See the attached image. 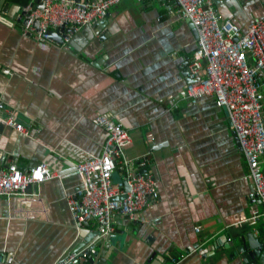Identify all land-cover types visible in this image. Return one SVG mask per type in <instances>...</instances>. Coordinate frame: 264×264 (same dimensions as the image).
I'll return each instance as SVG.
<instances>
[{
    "label": "crops",
    "instance_id": "obj_1",
    "mask_svg": "<svg viewBox=\"0 0 264 264\" xmlns=\"http://www.w3.org/2000/svg\"><path fill=\"white\" fill-rule=\"evenodd\" d=\"M31 1L0 0V99L29 130L0 123V160L45 163L58 175L32 184L23 201L0 196V254L13 257L0 264H54L81 250L91 253L81 264H264V216L252 219L264 206L249 197L254 182L228 112L212 97L187 98L193 22L173 2L170 12L164 2L122 0L68 40H38L24 34ZM212 2L243 29L264 15V0ZM101 114L129 130L126 155L140 158L135 170L159 191L132 218L114 212L104 238L94 219L77 228L68 204L78 163L108 140ZM121 177L119 166L113 180ZM22 202L33 217L15 213Z\"/></svg>",
    "mask_w": 264,
    "mask_h": 264
},
{
    "label": "built area",
    "instance_id": "obj_2",
    "mask_svg": "<svg viewBox=\"0 0 264 264\" xmlns=\"http://www.w3.org/2000/svg\"><path fill=\"white\" fill-rule=\"evenodd\" d=\"M121 1L32 0L25 8L29 23L24 34L46 40L45 33L49 29H66L63 35L68 40L77 29L105 17ZM155 1L164 2L170 12L173 11L170 2H173L177 13L196 27L198 42L188 65L187 98L194 105L203 97H212L227 110L254 182L249 197L261 199L264 206V15L250 21L243 29L231 18L223 19L212 0ZM36 19L39 25L34 24ZM96 122L108 133V140L101 155L78 163L80 186L68 196V204L77 228L94 219L99 238H104L114 230V212L132 218L150 198H157L159 191L153 177L135 170L140 158L126 155V145L131 141L129 130L108 114L97 116ZM0 123L29 136L27 126L16 111L1 99ZM119 166L122 177L114 181L113 175ZM57 175L45 163L24 169L16 163L3 166L0 160V196L23 201L28 199L27 190L32 184ZM32 211V207L22 202L15 213L33 217ZM261 216L264 209L262 212L253 209L252 219ZM88 254L75 251L54 264H81ZM12 261V256L0 254V263Z\"/></svg>",
    "mask_w": 264,
    "mask_h": 264
},
{
    "label": "water",
    "instance_id": "obj_3",
    "mask_svg": "<svg viewBox=\"0 0 264 264\" xmlns=\"http://www.w3.org/2000/svg\"><path fill=\"white\" fill-rule=\"evenodd\" d=\"M77 2H81V0H76ZM215 1H217V0H215ZM41 8H43V5L41 4V6H40ZM25 15H27V13L25 12ZM29 21V20H28ZM34 24L35 25H39V19H36V20H34ZM67 30L66 29H62L61 31H58V30H55V29H49L46 33H45V36L46 37H50L52 34H58V35H60V38H59V41L60 42H62L63 41V37H65L63 34L66 32ZM63 37H62V36ZM92 249H94V247L92 248ZM89 254H91L90 252H89ZM256 254L260 257V256H262L263 258H264V250L262 249L261 251H256ZM263 258H261L262 260L260 261V262H262L263 263ZM259 259V258H258ZM95 261V259L92 257L91 258V260H90V262H94Z\"/></svg>",
    "mask_w": 264,
    "mask_h": 264
}]
</instances>
